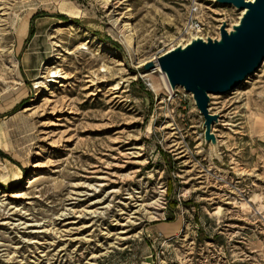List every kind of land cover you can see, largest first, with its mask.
Returning <instances> with one entry per match:
<instances>
[{
	"label": "rangeland",
	"instance_id": "1",
	"mask_svg": "<svg viewBox=\"0 0 264 264\" xmlns=\"http://www.w3.org/2000/svg\"><path fill=\"white\" fill-rule=\"evenodd\" d=\"M240 15L219 0H0V199L78 237L28 243L44 235L8 228L0 215V264H147L160 241L153 225L179 219L199 236L167 253L189 261L200 240L225 243L226 223L248 231L262 224L255 209L264 212V62L233 91L210 94L217 143L194 97L169 98L160 68H142L193 36L220 38L221 25ZM59 74L65 84L54 80ZM198 169L250 186L251 200L234 208L222 195L210 199L189 179ZM140 198L146 208L122 226ZM68 209L85 214L61 216ZM250 248L226 254L264 264Z\"/></svg>",
	"mask_w": 264,
	"mask_h": 264
},
{
	"label": "water",
	"instance_id": "2",
	"mask_svg": "<svg viewBox=\"0 0 264 264\" xmlns=\"http://www.w3.org/2000/svg\"><path fill=\"white\" fill-rule=\"evenodd\" d=\"M219 1L246 9L233 31L222 24L220 38H199L142 66L145 71L160 68L172 86L185 87L193 94L210 138L211 125L219 117L210 111V94L233 91L264 62V0Z\"/></svg>",
	"mask_w": 264,
	"mask_h": 264
},
{
	"label": "built area",
	"instance_id": "3",
	"mask_svg": "<svg viewBox=\"0 0 264 264\" xmlns=\"http://www.w3.org/2000/svg\"><path fill=\"white\" fill-rule=\"evenodd\" d=\"M168 79V77H167ZM150 85L153 86V84L150 82ZM166 89L169 98L172 99H183L185 95L193 94L191 92H188L185 87L177 86L174 87L170 83L169 79L166 84ZM194 97V96H193ZM196 102V101H195ZM184 108H186V103L183 105ZM187 152H183L182 155H185ZM181 155V156H182ZM189 179H197L202 188L204 189V192H207L209 189L211 194L209 197L210 199L213 197H219L220 195L224 196L226 203L232 205L234 208L238 207L239 203H242L244 201L251 200L250 194V186L247 185H240L236 182L234 184L233 179L229 180L226 178V176L222 172H213L211 174V177L208 176L207 172L204 169H198L197 173L191 175ZM240 183V182H239ZM166 187H164L163 191H166ZM164 204L167 203V199L165 201H162ZM220 206L217 205L215 208L212 209L213 215H218L216 213L217 208ZM166 208V206L164 207ZM242 209V206H241ZM255 213L258 214L260 217L262 224H254L251 227V231H248L249 227H246L245 225L234 227L229 226L226 223L225 228H221L219 231V234H223L226 231L229 230L228 234L224 238L225 243H220L216 239H206V240H200L198 244H194L192 246L193 250V257L191 260L187 261L184 260L181 256L176 254V258H172L169 253V248H179L177 246L178 244H182L187 242L188 240L190 242H195V237L190 238V234L194 236L198 235V229L195 228H189L187 226H183L182 230L178 232L174 236H165L162 232H160L158 235L160 236V241L157 247H155V250L152 252L153 259L150 260L147 264H237L233 258H228L226 252L227 250L230 252V256L233 255V251L236 248H242L243 250L250 251V242L252 239V236L264 237V212L263 210L255 209ZM162 217H158V219L167 218V212L164 210L161 215ZM259 220V222H260ZM257 223V222H256ZM154 247V246H153ZM196 249V252H195ZM253 251V250H252ZM254 252V251H253ZM243 260V259H242Z\"/></svg>",
	"mask_w": 264,
	"mask_h": 264
},
{
	"label": "bare ground",
	"instance_id": "4",
	"mask_svg": "<svg viewBox=\"0 0 264 264\" xmlns=\"http://www.w3.org/2000/svg\"><path fill=\"white\" fill-rule=\"evenodd\" d=\"M246 9L243 8L241 9V15L239 17V19L230 27H227V30L229 32L233 31L235 29V26H237L240 22L241 17L245 14ZM201 37L199 36H193L192 37V41L197 40ZM191 41V42H192ZM189 44V43H188ZM187 44L185 45H181V47H185ZM158 68V67H157ZM57 72V70H55ZM154 71V70H153ZM160 72L162 73V76L164 77L165 82H168L167 79V75L164 71H162L160 69ZM59 73H61L59 71ZM61 75V76H60ZM54 80L56 82H59L60 84H65L66 80H67V75L66 74H59L58 76H56L54 78ZM91 81V85H94L96 83V77L91 76L90 78ZM153 84V87H156L155 83L151 82ZM53 90H50L49 95L52 94ZM47 106H51L50 108L52 109L53 113L58 111L57 105L53 104V100L51 98H47L46 101ZM217 114L219 112H216ZM214 126L211 125L210 131L211 132V138L213 139V143H217L216 141V136H215V128ZM213 129V130H212ZM135 154L134 151L131 152H125V155L127 157H133ZM100 185H103V183H101ZM88 186L91 187V184H88ZM87 190L81 191L80 193H87ZM25 194V193H24ZM22 196V194H17V196ZM147 203H145V201L140 198L137 200V203L134 205L133 210L130 212V214H128V216L126 217V219L122 222V226H128V224L134 223L135 219H133L136 215V213H138L141 210H144L146 208ZM222 206H219V211H221ZM93 213H96L97 210H91ZM0 215H2L1 220H2V224L6 225L8 228H13V229H17V228H25V229H31L32 232H38V233H42L44 235V239L43 240H38L34 237H31L29 239H27L26 241L28 243H34V244H40L42 246L45 247V245L47 244H56L57 241H60L61 239H65L68 241H72L77 239L78 237L73 235V227L68 226L67 224H63V225H59V223H47L46 221H39L38 219L33 217L28 216V209H26L25 206H21V204L19 203H14L12 201L9 200V197H3L0 199ZM78 213V217H81L85 214L84 211L82 210H75V209H68L66 212H63L61 214V216L66 215L67 213ZM74 222L76 220H73ZM69 224H71V221ZM67 223V222H66ZM81 227L78 226L76 227L75 231H80ZM165 233H169L170 230H174L176 233L180 232L182 230V222L181 219L177 220V222L173 225H166V229ZM125 229H121L119 232H125ZM59 239V240H58ZM38 242V243H36ZM60 250V249H59ZM58 253V257H62V255L65 254L64 252V248L62 247L61 251H57ZM94 257H96L97 255H93ZM12 258V256L9 257V259ZM92 258V257H91ZM89 261V260H88ZM91 263V262H89Z\"/></svg>",
	"mask_w": 264,
	"mask_h": 264
},
{
	"label": "crops",
	"instance_id": "5",
	"mask_svg": "<svg viewBox=\"0 0 264 264\" xmlns=\"http://www.w3.org/2000/svg\"><path fill=\"white\" fill-rule=\"evenodd\" d=\"M203 193H205L204 192V189H203ZM176 221L177 220H173V221H166V220L165 221H160V222L154 224L153 225V228L156 230V233L157 234H159L160 232H162L165 236H174L178 232L176 233L174 230H170L169 233H165L162 230L166 229V225H173V224L176 223ZM183 226H184V224H182V228H183ZM263 231H264V229H263ZM261 242L263 243V241H261V239L259 237L252 236L250 245L255 247L254 250L257 251L261 256H263V260H264V245ZM234 254H235V252H234ZM149 261L150 260L145 261V262L148 263ZM237 262H238V260H237ZM237 264H246V263L245 262H241V260H240Z\"/></svg>",
	"mask_w": 264,
	"mask_h": 264
},
{
	"label": "trees",
	"instance_id": "6",
	"mask_svg": "<svg viewBox=\"0 0 264 264\" xmlns=\"http://www.w3.org/2000/svg\"><path fill=\"white\" fill-rule=\"evenodd\" d=\"M32 34H33V32H32ZM108 39H110V38H108ZM138 80H139V81H140V80L142 81V78H141V77H139V78H138Z\"/></svg>",
	"mask_w": 264,
	"mask_h": 264
}]
</instances>
